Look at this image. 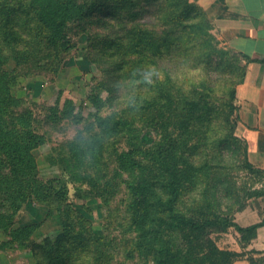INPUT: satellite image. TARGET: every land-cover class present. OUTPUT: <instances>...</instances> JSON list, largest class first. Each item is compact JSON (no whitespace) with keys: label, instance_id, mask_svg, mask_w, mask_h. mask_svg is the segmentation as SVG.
<instances>
[{"label":"trees","instance_id":"trees-1","mask_svg":"<svg viewBox=\"0 0 264 264\" xmlns=\"http://www.w3.org/2000/svg\"><path fill=\"white\" fill-rule=\"evenodd\" d=\"M96 7L88 0H0V250L23 254V264H128L137 257L142 264H234L243 255L221 249L212 235L234 229L247 245L264 217L248 227L232 218L241 199L231 171L245 167L259 177L264 170L250 163L236 135L246 68L236 80L232 52L205 34L212 26L200 8L203 21L157 20L155 38L145 10L129 12L141 22L128 38L87 49L100 74L91 76L83 101L65 89L39 103L16 94L27 76L59 71L73 47L69 24ZM173 29L175 44L166 35ZM200 34L189 47L190 35ZM68 128L72 134L45 158L56 172L43 176L37 151ZM250 195L263 197L264 189ZM73 199L98 202L102 234ZM26 204L45 209L52 228L18 224ZM115 211L122 212L119 227Z\"/></svg>","mask_w":264,"mask_h":264},{"label":"rangeland","instance_id":"rangeland-1","mask_svg":"<svg viewBox=\"0 0 264 264\" xmlns=\"http://www.w3.org/2000/svg\"><path fill=\"white\" fill-rule=\"evenodd\" d=\"M89 4L95 3L96 9L87 13L85 17L76 22H72L68 26V40L70 45L73 46L69 51L64 54L60 63L59 71L53 72H41L39 75L27 76L24 81L16 87V94L25 97L30 103L41 102L43 99H48L55 91L59 89H65L72 92V94L78 99L83 101L88 93V83L92 75H99V70L96 65L90 62L88 57L89 52L87 49L91 47V50L96 52L102 51L108 46L115 44L123 34L129 37V32L133 31L135 23H140L139 18H133L129 12H135L139 10H145L143 18L146 20L144 24L148 29H154L156 34L151 36L155 38L159 36L156 31V23L159 19H164L165 23H187L191 19V16L196 15L195 22L203 21V14L200 11V7L197 1L194 0H88ZM190 17V18H189ZM106 21L105 25H102V20ZM212 26L211 29L205 31V34L212 36L215 42H219L218 47L224 50H231L232 56L229 60L230 70L232 71L236 80L241 79L243 70L247 67V61L243 59L239 53L233 51L229 45L223 42L213 26L211 21L206 20ZM155 22V25H154ZM149 24V25H147ZM152 26V27H151ZM162 30V28L159 30ZM138 32V31H137ZM150 35V34H149ZM170 38L171 43L175 44L176 32L175 29L166 33ZM94 36V40H89V37ZM204 38V35H190L191 45H196ZM195 44H192L194 43ZM209 45L206 44L205 48ZM93 52V51H91ZM90 52V53H91ZM88 54V55H87ZM13 67L9 65V69ZM64 131V130H63ZM73 132V129L68 128L64 133H53V142L41 147L37 151V157L40 164L41 173L43 176L55 173L56 170L49 167L45 158L49 154L54 146L62 141V139L68 137ZM237 132V131H236ZM237 135V133H236ZM150 142L149 140H146ZM257 168V167H256ZM260 169V168H259ZM264 170V168H261ZM235 177L239 190L238 196L241 201L236 207V211L232 213V218L236 220L243 227L256 224L264 217V196L252 197L250 195L255 189H264V174L257 177L249 172L245 167L232 169L231 171ZM51 174V175H52ZM123 194L117 193L112 201V208L120 209V202ZM75 203V209L80 213L87 215L88 219L93 223L94 229L98 234L103 233V226L105 224L104 218L99 214L98 202L95 201H82L73 199ZM114 225L119 227L122 212H114ZM47 221V214L45 209L33 204L23 205L17 215L18 224L28 223H41L45 222L49 228H52L50 220ZM50 223V224H49ZM51 233L52 229H48ZM120 230V229H119ZM119 230L113 231L115 236L119 235ZM212 238L216 241L217 245L221 249L231 250L240 253L242 258L234 264H250L249 261L254 259L259 261L264 258V233H262L261 239L251 241V243L245 245L240 241V235L236 230L230 229L225 233H214ZM6 240L3 233H0V243ZM121 246H125L122 242ZM122 248V252H123ZM258 253H263L258 254ZM23 254L13 253L0 250V264H12L15 261L16 264H23ZM123 256V255H121ZM128 264H142V260L128 259ZM29 264V263H24Z\"/></svg>","mask_w":264,"mask_h":264},{"label":"crops","instance_id":"crops-1","mask_svg":"<svg viewBox=\"0 0 264 264\" xmlns=\"http://www.w3.org/2000/svg\"><path fill=\"white\" fill-rule=\"evenodd\" d=\"M219 38L250 59L237 87V136L247 145L250 163L264 168V0H194ZM264 227L259 229L257 241Z\"/></svg>","mask_w":264,"mask_h":264}]
</instances>
